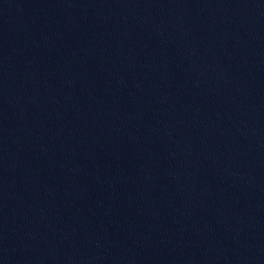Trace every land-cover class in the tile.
I'll return each mask as SVG.
<instances>
[{"label": "water", "instance_id": "water-1", "mask_svg": "<svg viewBox=\"0 0 264 264\" xmlns=\"http://www.w3.org/2000/svg\"><path fill=\"white\" fill-rule=\"evenodd\" d=\"M0 264H264V0H0Z\"/></svg>", "mask_w": 264, "mask_h": 264}]
</instances>
